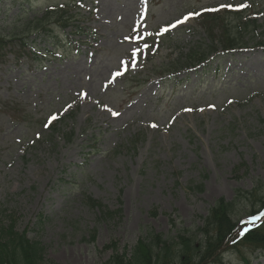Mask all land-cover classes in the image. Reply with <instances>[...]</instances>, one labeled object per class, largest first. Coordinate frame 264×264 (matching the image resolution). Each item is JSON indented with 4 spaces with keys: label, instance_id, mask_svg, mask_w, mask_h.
Returning <instances> with one entry per match:
<instances>
[{
    "label": "rangeland",
    "instance_id": "1",
    "mask_svg": "<svg viewBox=\"0 0 264 264\" xmlns=\"http://www.w3.org/2000/svg\"><path fill=\"white\" fill-rule=\"evenodd\" d=\"M241 3L261 26L249 48L164 73L209 43L201 17L177 21ZM53 7L73 24L12 40L0 60V227L13 219L49 264H103L113 242L195 234L217 199L264 186V0H0V35ZM88 199L120 215L104 221Z\"/></svg>",
    "mask_w": 264,
    "mask_h": 264
},
{
    "label": "trees",
    "instance_id": "2",
    "mask_svg": "<svg viewBox=\"0 0 264 264\" xmlns=\"http://www.w3.org/2000/svg\"><path fill=\"white\" fill-rule=\"evenodd\" d=\"M200 17L203 27L207 30L209 43H199L192 47L179 60L173 62L170 69L165 70L164 73L170 70V73H176L183 66L195 68L207 63L221 52L249 48L253 38L246 41V35H254L261 29L257 21L249 18L245 12L223 10L206 12ZM73 21L74 17L69 15L67 8L45 10L41 17H34L31 21L25 22L20 35L13 37L0 35V60L5 56L3 51L10 47L12 40V42L20 41L24 49L28 44V33H43L50 38L53 28L63 30ZM215 29H219L218 35L214 34ZM254 45L264 46V43L259 41ZM55 131L53 127L52 132ZM71 139L72 134H66V141L70 142ZM195 189L202 190L198 186ZM263 189L264 186L260 185L250 192L237 191L233 201L230 202L224 198L217 199L202 219V225L195 234L179 233L169 241L164 240L161 235L148 233L130 249L126 246L121 249L113 242L105 247L111 249L113 253L103 264H209L210 261L219 262L223 254L228 251L241 256L244 264H250L249 256L244 257L243 252H264V222L260 227L236 236L241 227L238 220L240 212L245 209L248 216L264 209V198L260 197L259 193ZM88 205L98 209L104 221L113 220L116 215H120V212H111L92 199H88ZM9 219L8 225L0 227V264H49L43 258L40 244L28 239L26 232H18L14 220ZM197 236L200 238H196Z\"/></svg>",
    "mask_w": 264,
    "mask_h": 264
},
{
    "label": "snow or ice",
    "instance_id": "3",
    "mask_svg": "<svg viewBox=\"0 0 264 264\" xmlns=\"http://www.w3.org/2000/svg\"><path fill=\"white\" fill-rule=\"evenodd\" d=\"M245 7H247V5L246 4H243V3H241L240 5H239V8L240 9H243V8H245ZM224 8H228V9H231V8H233V5L232 4H221L220 6H219V8H210V9H205L204 11H208V12H217V11H220L221 9H224ZM201 13H199V12H194V13H190L189 14V16H186L185 18H184V20L183 21H177V23H183L184 21H186L187 19H189L191 16H199ZM176 25L175 24H173V25H171V27H175ZM167 31H169V28H164V29H162V32H167ZM122 73H120V72H117L116 73V76H119V75H121ZM69 107H71V105H69ZM189 111H190V109H189ZM113 115H118V113H113ZM57 119V116L56 115H53V116H51L50 118H49V124L52 122V121H54V120H56ZM47 126V125H46ZM153 127H156V125H152ZM259 217H255L254 219H258Z\"/></svg>",
    "mask_w": 264,
    "mask_h": 264
}]
</instances>
